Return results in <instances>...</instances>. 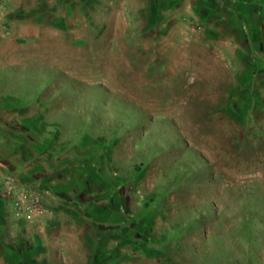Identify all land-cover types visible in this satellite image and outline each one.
I'll return each mask as SVG.
<instances>
[{
	"label": "rangeland",
	"instance_id": "1",
	"mask_svg": "<svg viewBox=\"0 0 264 264\" xmlns=\"http://www.w3.org/2000/svg\"><path fill=\"white\" fill-rule=\"evenodd\" d=\"M0 264H264V0H0Z\"/></svg>",
	"mask_w": 264,
	"mask_h": 264
}]
</instances>
